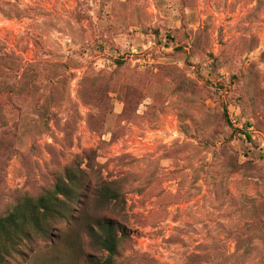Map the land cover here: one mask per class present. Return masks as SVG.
I'll return each instance as SVG.
<instances>
[{
	"label": "rangeland",
	"instance_id": "1",
	"mask_svg": "<svg viewBox=\"0 0 264 264\" xmlns=\"http://www.w3.org/2000/svg\"><path fill=\"white\" fill-rule=\"evenodd\" d=\"M66 169L115 264H264V0H0V217ZM57 227L3 264L105 258Z\"/></svg>",
	"mask_w": 264,
	"mask_h": 264
},
{
	"label": "trees",
	"instance_id": "2",
	"mask_svg": "<svg viewBox=\"0 0 264 264\" xmlns=\"http://www.w3.org/2000/svg\"><path fill=\"white\" fill-rule=\"evenodd\" d=\"M86 199L91 204L85 203ZM110 202L123 203L119 188L112 183L90 188L81 171H62L56 175L51 189L37 197L22 196L0 217V264L16 254L17 247L23 242L48 238L49 242H53V234L61 232L57 225L63 222L73 225L75 233L64 232L59 237L61 242L68 244L71 238L77 240L79 234H83L94 251L106 254L103 260L87 256L85 264H115L125 237L123 229L108 219L92 214L94 210L105 209ZM89 208L93 209L92 213ZM75 244L79 246L76 241L73 246Z\"/></svg>",
	"mask_w": 264,
	"mask_h": 264
}]
</instances>
